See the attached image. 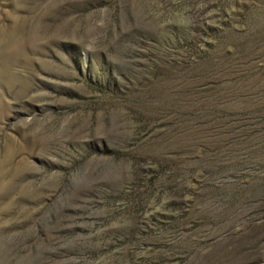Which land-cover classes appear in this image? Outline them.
Here are the masks:
<instances>
[{"label": "rangeland", "instance_id": "374dc122", "mask_svg": "<svg viewBox=\"0 0 264 264\" xmlns=\"http://www.w3.org/2000/svg\"><path fill=\"white\" fill-rule=\"evenodd\" d=\"M0 264H264V0H0Z\"/></svg>", "mask_w": 264, "mask_h": 264}]
</instances>
